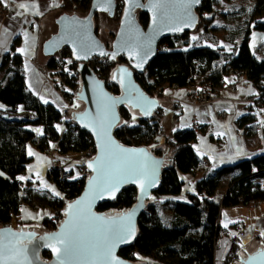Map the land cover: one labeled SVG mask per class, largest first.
<instances>
[{
	"label": "trees",
	"instance_id": "trees-1",
	"mask_svg": "<svg viewBox=\"0 0 264 264\" xmlns=\"http://www.w3.org/2000/svg\"><path fill=\"white\" fill-rule=\"evenodd\" d=\"M92 0H63L59 9L66 14L85 17L89 12ZM205 0L196 11L198 23L195 29L179 37L168 38L159 42L157 55L148 65L146 71L135 76V81L150 97L161 99L167 88L188 89L199 92L208 87L210 92L217 93L223 85V79L232 75L245 76L261 95L255 102L264 109V60L253 57L250 50L251 33L247 28L237 43L229 44L228 50L212 49L202 46L209 39L207 35L214 21L212 2ZM123 9L121 0H116V9L112 19L116 30ZM254 12H264V0H256ZM95 14V34L99 40L101 29L100 16ZM137 20L144 28L148 17L139 11ZM254 30L264 32V22H256ZM195 34L196 39L190 35ZM115 33L110 35L113 40ZM21 38L16 37L10 51L0 61V72L3 74L0 83V114H17L21 106L26 113H34V121L29 123H8L0 118V225L17 223V228L31 229L17 220L23 204L32 207L48 205L54 211L52 218L43 221V229L52 231L63 218L62 211L66 202L75 199L82 191L87 171L78 166L82 175L69 182L54 183L62 198L50 200L38 192L29 190V184L18 179L30 162L27 154L29 144L37 145L44 151L50 143H57V153L66 155L78 153L86 160L92 159L95 148L91 137L78 129L70 119L63 122L65 131H57L67 110H59L52 103L42 104L26 90L23 58L18 54ZM70 53L62 49L54 57L47 58L45 68L52 71L58 84L67 91H78L80 79L76 65L68 63ZM197 62L203 63L198 69ZM119 59L117 64H123ZM94 64H99L106 76L112 74L117 64L107 58H93L89 64L95 72ZM74 102L70 103L69 108ZM165 111L164 108L159 109ZM120 123L114 130V137L128 147H145L154 156L164 158L161 183L137 222L135 240L119 252V256L131 264H215V243L220 229L217 220L226 209L249 207L264 202V191L249 183L257 173L264 170V154L238 162L235 165L208 172L195 183L194 190H185L186 182L182 175L194 176L201 162L193 150L197 139L195 129L178 130L165 133L161 120L156 114L143 119L129 108L119 109ZM135 117V119H133ZM252 116H245L238 121L239 127L253 123ZM35 127L43 128V135L36 136ZM72 174V172H71ZM231 175L227 190L222 197L218 195L219 184L223 176ZM136 189L126 187L112 201L103 202L98 212L109 215L119 214L135 204ZM221 264H236L235 256L239 249L236 239ZM264 248V237L258 240ZM42 260H48L47 253H41Z\"/></svg>",
	"mask_w": 264,
	"mask_h": 264
},
{
	"label": "water",
	"instance_id": "water-1",
	"mask_svg": "<svg viewBox=\"0 0 264 264\" xmlns=\"http://www.w3.org/2000/svg\"><path fill=\"white\" fill-rule=\"evenodd\" d=\"M123 9L119 20L118 28L115 32L113 40L109 48L102 43L95 34L94 16L95 14H105L108 18L114 16L116 9V0H92L89 12L85 17H80L75 14L63 13L55 21L57 27L56 32L45 40L41 46V53L45 58L54 57L62 49H67L70 53L72 65H76L80 88L76 94L77 102L82 104L81 111H74L70 114V121L78 127L79 130L87 133L94 144L95 154L92 159H88L83 164L88 173L81 193L73 200L65 203L63 208V218L56 228L52 231L37 232L32 229L4 227L0 229V264H84V262L72 255H65L63 246L56 243L55 237H59L65 233L68 228V221L72 219L68 215V206H73V213L76 212L77 202L86 203L90 198L89 193L95 182L96 173L89 167L88 163L106 161L108 152L103 150L98 145L104 144V138L98 137L93 128L99 117L103 114L104 104L113 105L112 112L116 118V126L110 129L109 139L111 144L108 145L110 150L118 151L119 148L130 150V152L122 153L123 157L130 153L137 156L138 159L143 158V153L147 154V163L149 172L155 165V185L146 188V194L142 195L139 187L140 183H145L144 179L138 180L137 183H125L119 191L108 193L103 199H95L91 204V213L96 217H102L104 220L115 219L119 221L121 218L130 216V227L134 229V234H130L126 243H119L114 249V257L121 264H131L122 259L119 252L127 248L136 238L137 222L146 207V202L149 201L152 195L157 191L161 183V175L164 168V158L154 156L145 147H128L119 143L114 137V130L120 123L119 109L121 107L129 108L134 114L140 115L143 119L152 118L161 108L158 99L148 96L139 84L135 81V76L146 71L148 65L154 60L157 55L159 42L168 38L179 37L183 34L192 32L198 23L196 11L200 8L205 0H200L198 4H192L190 8V17L184 15L183 5L185 0H160L162 7L154 8L152 5L155 0H135L136 3L142 5L126 13L131 8L126 0H121ZM107 9L105 11L104 9ZM148 17L147 26L144 28L137 20L136 12ZM155 19V23L153 20ZM191 21L190 26H184ZM183 28L181 31L180 28ZM76 33H79L77 35ZM84 41L90 46L82 48L81 41ZM101 52L107 55H101ZM115 54V59L112 58ZM77 56L80 58L78 59ZM93 58H107L110 62L117 64L122 58L123 64H117L113 69L111 78L119 88V94L114 96L106 89L105 84L99 80L89 67V62ZM137 65H142L137 67ZM121 69L126 71L122 72ZM141 106L150 109V114H145L141 110ZM23 112L20 106L17 114L8 113L0 114V118L8 123H29L34 119H21V116L26 114H18ZM34 116V113H31ZM88 124V127L84 125ZM136 189L135 204L128 210L119 214L109 215L103 212H98V206L103 202L112 201L126 187ZM113 195L115 198H112ZM82 227L87 230V221H82ZM96 223H99L97 221ZM53 248L58 249L53 252ZM47 253L49 259L42 260L41 253ZM237 258L236 264H264V248L257 247L255 244L250 246V250L241 248L235 254Z\"/></svg>",
	"mask_w": 264,
	"mask_h": 264
},
{
	"label": "crops",
	"instance_id": "crops-1",
	"mask_svg": "<svg viewBox=\"0 0 264 264\" xmlns=\"http://www.w3.org/2000/svg\"><path fill=\"white\" fill-rule=\"evenodd\" d=\"M62 1L3 0L0 2L2 9L0 12V61L10 51L13 40L19 36L21 44L18 49L23 48L25 51L17 52L24 60L23 70L27 92L42 104H46L45 101H47L63 112L67 110V116L63 121L65 122L70 119L71 112L81 111V105L77 102L69 108L64 96L56 88L57 78L52 76V71L45 68L47 58L41 53L43 42L57 30L55 21L63 14L59 9ZM21 3L27 6L26 9L19 7ZM37 12L39 14H36ZM2 79L3 74L0 72V83ZM256 93L254 85L245 76L232 75L223 79V85L216 93V100L211 107L194 104L193 99L196 93L188 89L167 88L164 90L163 97L159 99L161 107L168 113L161 120L163 131L168 133L196 127L194 129L197 132V139L193 144V150L201 164L195 175L191 176L187 187L185 184L186 190L193 191L195 183L208 172L264 154L262 118L264 109L255 102ZM245 116H252L255 120L253 123L239 127L238 121ZM32 131L36 136L44 134L42 127H35ZM57 131L62 135L65 131L64 125L58 124ZM54 146L55 143H50L49 148ZM29 151L33 154L29 155ZM27 154L30 162L21 177H25L22 181L29 184V190L33 193L38 192L39 195H44L50 200L62 198L59 190L60 195L57 196L37 187L43 180L50 181L47 178L49 156L35 144L27 146ZM70 154L72 153L66 155L57 153V157L64 163L63 159H68ZM73 154L68 170L72 172V178L76 179L83 174L78 166L85 157L78 153ZM231 178V175L222 177L218 189L220 197L227 190ZM40 207H46L52 214L54 213L48 205ZM225 223L228 224L227 228L224 226ZM220 227L226 235L220 239L215 250V264H221L233 238L238 245H241L240 249L245 248L249 251L250 246L254 244L262 247L258 240L263 238L260 232L264 230V202L255 205L254 208L249 206L223 210ZM233 232L236 233L235 236L230 234ZM241 232L242 239H239Z\"/></svg>",
	"mask_w": 264,
	"mask_h": 264
},
{
	"label": "snow or ice",
	"instance_id": "snow-or-ice-1",
	"mask_svg": "<svg viewBox=\"0 0 264 264\" xmlns=\"http://www.w3.org/2000/svg\"><path fill=\"white\" fill-rule=\"evenodd\" d=\"M3 2V0H0ZM110 3V0H108ZM200 0H185L183 5L184 15L190 17V8L192 4H198ZM126 3L131 5V8L126 13L130 14V11L136 7L142 5L135 2V0H126ZM7 6V5H5ZM21 9H26V5L21 3L19 5ZM154 8L162 7L160 0H155L152 5ZM107 11V9H104ZM36 14H39L38 12ZM23 15V13H19ZM155 23V19L153 20ZM191 21L184 26H190ZM182 31L183 28L181 27ZM79 35V33H76ZM196 39V37H193ZM25 42L27 43V35ZM82 48H89L83 40L81 41ZM18 52L24 53V49H17ZM101 55H107L101 52ZM79 59L80 57L77 56ZM112 58L115 59V54H112ZM72 61L69 60L68 63ZM142 65H137L141 67ZM122 72L126 71L121 69ZM47 103V101H45ZM0 107H3L0 105ZM113 105L104 104L103 114L99 117L96 127L92 130L98 137L104 138V144L98 145L103 150L108 152L106 161L97 162L96 164L89 162L88 167L96 173L95 182L92 185L89 193V199L86 203L77 202L76 212L73 213V206H68V215L73 217L68 221V228L65 233H62L59 237H55L56 243L63 246L65 255H72L80 258L84 264H121V262L114 257V249L119 243H126L130 234H134V229L130 227V216L121 218L119 221L115 219L104 220L102 217H96L91 213V204L95 199H103L108 193H115L119 191L120 187L125 183H137L138 180L144 179L145 183H140L139 187L141 194H146V188L155 185V165L152 166L149 172V165L147 163V154L143 153V158L138 159L136 155L130 153L128 156L123 157L121 154L130 152L116 146L118 151L110 150L108 145L111 144L109 139L110 129L116 126V118L112 112ZM141 110L145 114H150V109L141 106ZM135 119V117H133ZM88 127V124L84 125ZM40 131V130H36ZM33 153L29 151V155ZM2 175V174H0ZM75 178V177H74ZM20 180H24L25 177H18ZM53 192L54 189H50ZM59 195V193H56ZM112 198H115L113 195ZM82 221H87V230L82 227ZM99 221V223H96ZM226 228L228 224L224 225ZM235 236L236 233H230ZM260 235L264 237V230L260 232ZM58 249L53 248V252H57ZM63 264V262H61Z\"/></svg>",
	"mask_w": 264,
	"mask_h": 264
},
{
	"label": "rangeland",
	"instance_id": "rangeland-1",
	"mask_svg": "<svg viewBox=\"0 0 264 264\" xmlns=\"http://www.w3.org/2000/svg\"><path fill=\"white\" fill-rule=\"evenodd\" d=\"M255 2L256 0L213 1L212 10L214 12L215 18L210 27L209 33L207 34L209 36V39L202 43V46L210 47L212 49H222V47H224L226 50H228L229 44L237 43L240 40L239 38L244 34L247 28L251 30V46L254 47L264 43V32L253 29L256 22H264V12L260 14L258 12H254ZM100 20L101 29L99 32V36L103 42L109 43L108 46H110V43L112 41L110 35L116 32V25H114L112 19H109L106 15H101ZM190 37L193 40V37H196V35L191 34ZM197 67L198 69H202L203 63L197 62ZM80 105V110H82L83 106L82 104ZM18 114H26V116H28L26 119L35 118V116H33L31 113H26L24 111ZM262 118L264 121V110L262 111ZM63 121L64 119L62 118V123H60L61 125H63ZM73 156L74 154L72 153L70 154V157L68 159H63L65 169L68 170V165H70V163L72 162ZM191 178L192 177L190 175H182V179L186 182V187ZM37 187L41 190H46L49 193H53L55 195L56 193H59L60 195V192L58 191V188L54 182L43 180ZM50 189H54L55 191L53 192ZM185 190L186 189L184 188V191ZM52 215V212L49 211L46 207H32L28 204H23L20 208V213L17 220L25 224V227H30L32 230L40 232L42 230L44 231L43 221L51 219ZM12 225L14 228H17V223H14ZM225 235H223V237ZM242 235L243 234L241 232V236L239 237V239H242ZM231 245L232 243H230V246ZM240 246L241 245H239L238 251L240 250ZM230 248L231 247H229L228 250H230Z\"/></svg>",
	"mask_w": 264,
	"mask_h": 264
},
{
	"label": "built area",
	"instance_id": "built-area-1",
	"mask_svg": "<svg viewBox=\"0 0 264 264\" xmlns=\"http://www.w3.org/2000/svg\"><path fill=\"white\" fill-rule=\"evenodd\" d=\"M0 8V12H1ZM251 54L253 57L257 58L258 60H264V43L257 45V46H250ZM91 61L89 62V64ZM88 64V65H89ZM90 67V66H89ZM95 72L94 74L96 77L101 80L104 84L106 89L109 91V93L113 94L114 96H117L119 94V88L117 84H115L112 81V78L110 76L104 75V73L101 71L102 67L99 64H94ZM58 91L64 96L65 101L67 105H69L72 102L77 103L76 99V94L78 91H70L69 96L66 97V90L64 87L60 86L58 87ZM261 95L257 92L256 94V99H260ZM216 100V93L215 92H210L208 87L203 88L201 91L197 92L195 94V98L193 99L194 104L200 105V106H212L213 103ZM167 112L163 111L160 112L158 111L156 115L159 118H163L167 116ZM196 127H193V129ZM44 153L49 156L50 158V164H49V169L47 173V178L50 181H54V177L56 176L57 181L59 182H69L73 178L71 171L65 169L64 164L61 162L60 159L57 158V143H55V146L53 148H47L44 150ZM86 159H84L80 166H83L85 163ZM249 183L253 186H257L258 189L261 191H264V170H262L260 173L255 174L250 180ZM252 208H254V205H251ZM63 215V211H62ZM221 216L222 213H220L219 218L217 220V225L219 226L221 223ZM4 227H13L12 223H9L7 225H0V229ZM225 235V231L220 229L218 232V236L216 239L215 243V249L218 247L220 239ZM229 251V250H228Z\"/></svg>",
	"mask_w": 264,
	"mask_h": 264
},
{
	"label": "bare ground",
	"instance_id": "bare-ground-1",
	"mask_svg": "<svg viewBox=\"0 0 264 264\" xmlns=\"http://www.w3.org/2000/svg\"><path fill=\"white\" fill-rule=\"evenodd\" d=\"M28 116H21L20 118L21 119H26Z\"/></svg>",
	"mask_w": 264,
	"mask_h": 264
},
{
	"label": "flooded vegetation",
	"instance_id": "flooded-vegetation-1",
	"mask_svg": "<svg viewBox=\"0 0 264 264\" xmlns=\"http://www.w3.org/2000/svg\"><path fill=\"white\" fill-rule=\"evenodd\" d=\"M109 44V43H108ZM109 47V46H108ZM119 61V60H118ZM45 231V230H44Z\"/></svg>",
	"mask_w": 264,
	"mask_h": 264
}]
</instances>
